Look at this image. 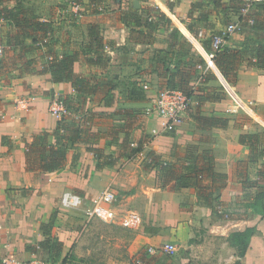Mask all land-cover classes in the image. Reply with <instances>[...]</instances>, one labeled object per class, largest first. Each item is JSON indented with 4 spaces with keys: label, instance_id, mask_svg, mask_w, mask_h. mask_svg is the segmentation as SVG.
I'll list each match as a JSON object with an SVG mask.
<instances>
[{
    "label": "crops",
    "instance_id": "0c3cea01",
    "mask_svg": "<svg viewBox=\"0 0 264 264\" xmlns=\"http://www.w3.org/2000/svg\"><path fill=\"white\" fill-rule=\"evenodd\" d=\"M242 5L0 0V262L9 255L108 264L92 261L98 252L101 261L108 257L96 250L108 237L93 230L100 225L115 228L113 264H264V215L252 206L264 192V2L252 10L254 24ZM233 21L241 29L208 66L204 50ZM50 53L73 58L72 79L53 80ZM172 87L192 103L169 131L154 99ZM54 94L82 120L60 122L50 112ZM235 94L254 103L252 116L228 112ZM62 123L78 130L75 141L62 136ZM62 148L65 157L46 169V158ZM106 189L117 194L112 208L140 227L131 248L126 221L104 214L108 205L86 228L85 211ZM65 191L82 204L64 207ZM251 224L255 232L240 256L228 238ZM166 244L176 250L165 252Z\"/></svg>",
    "mask_w": 264,
    "mask_h": 264
},
{
    "label": "built area",
    "instance_id": "2783aa9c",
    "mask_svg": "<svg viewBox=\"0 0 264 264\" xmlns=\"http://www.w3.org/2000/svg\"><path fill=\"white\" fill-rule=\"evenodd\" d=\"M243 7L241 10L242 16L247 18L250 24H254L255 19L251 16L252 10H255L257 5L264 2V0H242ZM71 10L77 14L81 12V5L78 1L71 3ZM249 14L251 17H249ZM2 16L0 14V22ZM241 29V25L237 22H229L218 33L213 35L211 41V50H204V58L208 66L215 65V59L218 52L226 45L230 36L236 31ZM6 45L0 36V57L5 51ZM53 59V55L49 54L47 60ZM201 77L200 79H202ZM192 103L191 96L185 91L178 88H165L154 99V107L160 118L162 119L165 129L173 131L179 124L184 121V117L190 108ZM253 102H246L239 98L236 94L233 97V101L228 107V112L231 114H238L244 111L248 115H253ZM50 112L57 117L60 122H65L69 118H73L75 121H81L82 115L78 111H72L67 105L65 99L60 94H54L50 100ZM65 131L64 128L61 129ZM117 194L111 189H106L100 195L93 199L92 207L85 211V214L90 220L93 218L98 210L107 204L116 202ZM61 202L64 207L77 208L82 204V199L78 194L71 191H65L62 194ZM165 249L169 252H174L176 247L174 244H166ZM1 264H64L60 262H53L46 260L40 256H34L29 259H19L14 256H5L1 258Z\"/></svg>",
    "mask_w": 264,
    "mask_h": 264
},
{
    "label": "trees",
    "instance_id": "16d2710c",
    "mask_svg": "<svg viewBox=\"0 0 264 264\" xmlns=\"http://www.w3.org/2000/svg\"><path fill=\"white\" fill-rule=\"evenodd\" d=\"M259 53L264 54V45L259 46ZM50 54L53 55V59L46 62V68L52 74L53 80L62 81L64 79H72L73 78V70H72L73 58L67 54L66 55L65 54L60 55V54H55V53H50ZM187 94L190 95L189 93ZM67 122L75 123L76 121L74 122L73 120H68ZM60 128L65 129V133L62 134L64 138H68L70 141H75L77 139L78 130L77 131L71 130L67 128L66 125H64L63 123L60 124ZM65 152L66 151L63 148L54 150L51 157L46 158V161L43 164L44 167L46 169H50L55 166H58L59 164L58 159L65 157ZM261 203H262V206L260 207ZM252 206L255 208L256 212L260 213V215H264V192H261L258 196L255 197V201L252 203ZM219 215H221L224 218L231 217V214L227 212H219ZM255 229H256L255 224H251L243 231H234L230 234L228 238L229 242L232 246L238 249L240 256H243L248 250L251 237L253 233L255 232ZM236 264H239V263H236Z\"/></svg>",
    "mask_w": 264,
    "mask_h": 264
},
{
    "label": "rangeland",
    "instance_id": "374dc122",
    "mask_svg": "<svg viewBox=\"0 0 264 264\" xmlns=\"http://www.w3.org/2000/svg\"><path fill=\"white\" fill-rule=\"evenodd\" d=\"M116 203L114 202V203H112V204H107L108 205V207H105V210L103 211L104 212V214H106L108 217H110V218H113L114 216H115V214L117 215V214H119L120 216H122L123 217V220H125L126 221V226L124 227V233H125V235H126V237H127V243H126V246L129 248H131L132 247V243L130 244V237L131 236H135L137 233H138V231L140 230V227H137L136 225H134L133 223H130V222H132V219H130L129 218V216H126V212H124V211H121V210H118L117 211V208L114 210V207L112 208V206H114ZM117 212V213H116ZM97 214V216L100 218L101 216V214L99 213V212H97L96 213ZM86 215V214H85ZM124 215V216H123ZM94 218V217H93ZM93 218H91L90 220H88V218H87V216H86V224L88 225V222H90L89 223V225L86 227V228H88L90 225H91V220L93 221ZM96 226V225H95ZM95 226H94V229L93 230H95V231H97V230H99V231H104L105 232V236H108L107 238H106V240H104V242L103 243H101V245H100V239L98 240V241H96V245H97V248H96V250L98 249V251L101 249V250H104V255L105 256H108L107 258H104L102 261H101V259L100 258H98V254L99 253H101V252H98V253H95V255H94V257H93V259H92V261H94V262H102V263H108V264H113L114 262H116L117 260H115L114 258H112V256H114V254H116L115 253V251H114V249L115 250H117V248H118V246H117V244H116V242H115V239H113V236L114 235H116V231H115V228L114 229H111L110 227L109 228H105L104 230H103V228L102 227H100V225L98 226V227H96L95 228ZM90 229V228H89ZM91 230V229H90ZM92 230V231H93ZM90 236L92 237V240H91V243L93 242H95V238L93 237V234H92V232L90 231ZM128 250V252H129V249H127ZM180 249L178 248V251H179ZM165 252H167V253H171V252H168V251H165ZM123 261V260H122ZM127 263L129 262L130 264H136L135 263V261L134 260H132V258L131 259H129V260H125Z\"/></svg>",
    "mask_w": 264,
    "mask_h": 264
}]
</instances>
